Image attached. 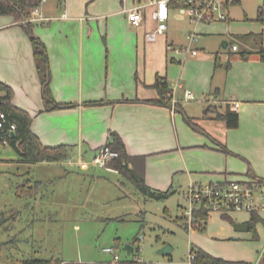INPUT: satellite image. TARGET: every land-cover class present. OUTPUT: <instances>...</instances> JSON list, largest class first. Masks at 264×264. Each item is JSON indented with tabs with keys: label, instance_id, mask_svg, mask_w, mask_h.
<instances>
[{
	"label": "crops",
	"instance_id": "1",
	"mask_svg": "<svg viewBox=\"0 0 264 264\" xmlns=\"http://www.w3.org/2000/svg\"><path fill=\"white\" fill-rule=\"evenodd\" d=\"M55 1L41 5L51 19L31 22V28L47 47L54 100L71 106H47L28 27L0 15V81L13 89L12 104L31 116V129L44 146L64 144L73 150L64 161L31 163L19 157L22 162L73 168L83 160L88 167L92 164L89 170L96 169L93 158L116 132L129 156H146L145 183L153 190L176 193L179 187L185 193L192 182L264 179V62L258 53L264 46V22L248 33H234L231 43L223 41L228 50L223 53L200 46L197 56L169 58L167 32L156 41L146 40L156 26L153 5L145 8L143 25L134 28L123 9L140 0ZM214 22L197 25L198 32L206 34ZM160 39L163 47L157 45ZM233 44L237 51H232ZM158 77L172 87L170 106L148 101L159 97ZM186 89L195 93L194 100L185 101ZM227 106L238 111V128L216 118ZM188 118L203 131L195 130ZM248 214V220H239L212 211L205 230H187L198 249L214 257L232 264H264V229L256 228L257 247L249 228L234 227L248 223ZM260 215L264 219V212ZM246 231L250 234L243 236ZM233 246L239 249L232 251Z\"/></svg>",
	"mask_w": 264,
	"mask_h": 264
},
{
	"label": "rangeland",
	"instance_id": "2",
	"mask_svg": "<svg viewBox=\"0 0 264 264\" xmlns=\"http://www.w3.org/2000/svg\"><path fill=\"white\" fill-rule=\"evenodd\" d=\"M238 1L229 0L228 19L205 28L207 33L200 34L197 47L223 53L228 51L223 41L231 43L234 33H248L262 25L256 18L264 0ZM55 2L47 0L42 5ZM175 16L168 40L186 45L195 26ZM163 41L157 45L163 47ZM241 47L246 48L244 43ZM90 166L83 171L80 165H31L22 162L12 146L0 143V264H23L27 258L111 264L112 255L105 251L108 247L120 255L118 264H169L198 249L185 226L184 212L182 217L183 207L188 206L182 189L178 187L168 199H147L119 171H108L99 164L89 170ZM33 186L37 198L28 197ZM230 214L239 220L250 218L244 211ZM256 228L264 229L261 222ZM254 242L260 247L258 239ZM126 244L133 245L131 254ZM165 245L173 248L171 255L158 252ZM238 249L232 247V251Z\"/></svg>",
	"mask_w": 264,
	"mask_h": 264
},
{
	"label": "trees",
	"instance_id": "3",
	"mask_svg": "<svg viewBox=\"0 0 264 264\" xmlns=\"http://www.w3.org/2000/svg\"><path fill=\"white\" fill-rule=\"evenodd\" d=\"M42 0H0V15H6L13 17L16 21L26 25L29 33L31 34V42L33 45V53L35 58L36 67L41 78L43 88V98L47 106L54 105L55 107H66L73 104L70 103H58L54 100L50 79L51 72L49 67V55L45 43L36 36L31 28V22H24L31 15V10L41 5ZM235 2H239L235 0ZM258 21L264 22V4L258 9ZM260 59L264 62V46L262 45L258 51ZM248 52H243L242 56L246 57ZM218 65V64H217ZM155 87L158 89L159 97L157 99L148 100L151 103L170 106L172 104V87L164 77H158L155 83ZM0 91H4L3 95H0V111H5L9 114V120L16 124L15 136H11L10 132H6L5 136L9 141V145L12 146L18 153L19 157L23 161L36 163L41 161L58 162L67 160L73 153L72 148L67 145L57 146H44L40 139L31 129L32 118L22 109L15 107L12 104L13 89L6 83L0 81ZM216 118L225 122L228 128H238L240 125V116L237 110L232 109L231 106H227L224 112H218ZM189 124L198 131L203 129L192 119H187ZM112 143L108 144L113 150L119 152V156L108 162L109 166L117 169L121 174L129 178L135 187L140 190L147 199H166L174 192L173 190L160 191L153 190L145 183L144 171L146 156H129L125 144L121 137L116 133H111ZM29 183L27 182V185ZM40 182H36L38 186ZM34 188L28 192V195L34 194ZM209 213L206 209L196 212V221L193 224V228L197 230H205L206 222L208 220ZM223 217L227 220L233 221V219L224 214ZM259 222H263L264 219L258 213H252V217L249 220V230L253 232V237L258 238L256 225ZM186 224V223H185ZM187 227V224H186ZM188 229V227H187ZM195 253V264H232L218 257H214L208 252L202 249L193 248ZM133 252V251H132ZM23 264H64L63 259H39V258H27L23 260Z\"/></svg>",
	"mask_w": 264,
	"mask_h": 264
},
{
	"label": "built area",
	"instance_id": "4",
	"mask_svg": "<svg viewBox=\"0 0 264 264\" xmlns=\"http://www.w3.org/2000/svg\"><path fill=\"white\" fill-rule=\"evenodd\" d=\"M47 0H42V3ZM66 2V0H61ZM229 0H140L130 7H125L123 12L126 14L128 23L134 28H140L145 21V8L148 5L155 7L153 17L156 21L154 29L146 33V40L156 41L159 36H163L169 29L172 16L176 15L183 19H188L195 28L190 30L187 39L188 44H176L174 41L166 45L167 52L187 56H197L200 53L197 45L200 42V33L197 25L201 23H210L214 21L228 19ZM41 5L31 10L30 17L24 22H43L51 18L44 15ZM67 18V13L62 14ZM232 51H237L239 46L233 44ZM185 101H191L196 98L195 93L186 89L184 92ZM16 131V124L9 120V114L0 111V143L8 145L9 141L5 136L6 132ZM119 156V152L113 150L110 145H105L99 153L93 158L94 164L107 166L108 169L115 170L108 165V162ZM78 164L82 168H87L88 163L79 160ZM188 201V206L184 208V219L188 229H193L196 221V212L206 209L208 213L219 211L222 213H231L233 211H244L248 213L264 212V179L259 176L250 177L243 180L232 182H211L199 183L192 182L184 193ZM112 255V263L118 264L120 255L113 247L105 249ZM195 253L190 250L187 258L179 261H170L169 264H195Z\"/></svg>",
	"mask_w": 264,
	"mask_h": 264
},
{
	"label": "water",
	"instance_id": "5",
	"mask_svg": "<svg viewBox=\"0 0 264 264\" xmlns=\"http://www.w3.org/2000/svg\"><path fill=\"white\" fill-rule=\"evenodd\" d=\"M223 45L225 46L226 42H224ZM10 134H11V136H15L14 131H11ZM234 227L236 230L243 231V230H248L249 224L246 222H244V223L239 222V223H235ZM125 248H126L128 254L132 253L133 246L131 244H126ZM171 250H172V248L169 245H165V246L161 247L158 252L160 254H163V255H169L171 253Z\"/></svg>",
	"mask_w": 264,
	"mask_h": 264
}]
</instances>
